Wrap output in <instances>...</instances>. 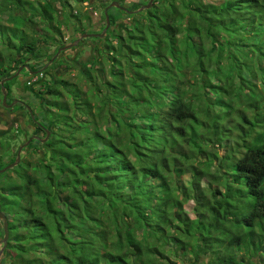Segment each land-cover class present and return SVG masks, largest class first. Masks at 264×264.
I'll return each instance as SVG.
<instances>
[{
  "label": "trees",
  "instance_id": "16d2710c",
  "mask_svg": "<svg viewBox=\"0 0 264 264\" xmlns=\"http://www.w3.org/2000/svg\"><path fill=\"white\" fill-rule=\"evenodd\" d=\"M12 1L0 0V81L21 67L35 71L34 64L26 63L29 60L42 56L56 60V54H46L40 47L43 41L31 38L27 31L29 24H43L44 33L54 31L52 3ZM111 8L104 11L105 18ZM143 8L138 33L116 34L122 52L116 46L106 47L111 55L117 51L123 57H111L109 72L102 69L107 76L99 79L103 75L94 66L96 62L83 66L82 74L91 88L86 98H81L79 89L65 91L70 96L67 99L60 91L65 86H47L54 98L47 101L51 122L59 125L56 132L46 128L43 132L57 136L52 156L43 165L47 180L33 177L20 163L23 171L17 176L21 175V182L0 184V210L9 224L4 250L9 264H177L162 251L167 240L196 260L219 250L207 264H247L249 258L239 257L237 250L264 251V97L261 89L244 96L243 100L257 108L255 116L241 109V93L251 88L244 81L253 80L242 71L235 75L223 63L227 57L239 58V50L250 58L264 53V0L215 4L169 0L161 9L156 5ZM6 11H14L26 24L15 17L16 24H6ZM182 33L186 37L183 46L178 39ZM247 37L255 43L248 45ZM106 49L100 54L108 55ZM146 52H155L151 53L153 61L135 60ZM166 56L170 65L165 64ZM184 56L191 57L189 67L201 76V92L194 94L196 106L189 104L193 97L182 88ZM124 58L129 60L125 77ZM254 62L255 68L260 66V60ZM246 64L250 63L243 62L245 69L252 71ZM223 70L225 78L219 84ZM154 73L158 77H151ZM15 78L4 84L8 94ZM231 87L236 88L232 96ZM214 94H221L222 99ZM90 97L97 102L107 100L108 112L120 121V127L107 132L97 124L94 128L75 124L68 117L74 107L97 118L102 110L95 112L87 106ZM222 101L228 103L227 112ZM76 131L87 135L75 141ZM62 132L69 136H61ZM228 142L244 150L232 158L231 179L211 170L215 155L210 147ZM9 146L0 139L2 150L9 152ZM203 154L210 159L196 167ZM3 158L0 154V168L16 155L9 162ZM184 176L189 177L187 181ZM221 184L225 191L219 188ZM66 191L63 199L61 194ZM191 196L197 200L191 209L194 218L182 202V197ZM61 202L74 209L54 206ZM100 219L103 231L93 232L91 226Z\"/></svg>",
  "mask_w": 264,
  "mask_h": 264
},
{
  "label": "rangeland",
  "instance_id": "374dc122",
  "mask_svg": "<svg viewBox=\"0 0 264 264\" xmlns=\"http://www.w3.org/2000/svg\"><path fill=\"white\" fill-rule=\"evenodd\" d=\"M27 1L33 2L34 4L37 2H50L54 7L52 11L53 18L51 19V27H55L54 31L49 30V32L44 33L42 31V27L44 26L43 24L34 26L29 24V26H26L31 28V30H27L30 37H38V39L42 40L43 43H40V47L46 54H56L54 57V60H56L54 63L53 61H49L47 56H42L38 61L29 60L26 62L34 64L36 69L35 71L30 72L27 68L24 70V67H21L19 69L13 70V72L10 73L12 74L11 76H13L19 71L17 78L11 82V90L9 94L7 93L8 97L5 105L7 106L8 104H15L14 108L9 110L11 112V117L6 118V121L10 120L13 124L11 123L10 128H6L5 123L0 124V133L2 134L0 139L10 144L9 152L0 150V154L3 155L4 162H9V160L17 154L19 147L28 140L30 135L33 136L35 133L40 134L42 139L37 138L32 140L29 143V146L21 152L20 163L21 166H24L33 177H37L42 179V181H46L48 173L44 169L43 165L47 164V158L50 159L52 156L53 144L57 142V136L51 135V137L47 139V136H44V133L37 132L38 130H36V123L41 124V126L47 130L55 129V132L58 131L57 126L59 128L58 124L55 125L51 122L52 114L49 112L50 107L47 105V101L54 98L48 94L47 86L61 84L62 88L65 86V89L59 88L60 91L63 92L79 89L81 98H86L87 96L85 93H87V91L91 88L82 74L84 71L83 66L85 64L88 66L94 65L96 62V65L94 66H96L98 69V73L103 75L100 76L99 79L107 76L102 72V69L107 73L109 72V69L112 66L111 57L113 55H117L123 60V57L120 56L121 53H116L117 51L122 52L118 43L119 39H117L116 34L129 37L132 30H134L135 33H138V30L142 28L141 22L143 21L142 18L145 15L143 5H147L150 0H68L66 3L63 2L66 0ZM114 1H118L121 8L116 6L115 8H111ZM168 1L169 0H154L151 6L156 5L161 9ZM176 1L179 3L181 0ZM10 2L11 4L13 3L12 0H10ZM194 2L215 4L222 2V0H194ZM31 5L32 4L29 5V8ZM77 7L80 8V11L77 9ZM110 8L111 13L108 14L110 24L107 27V17L105 18L104 11L106 12ZM20 11L23 13L22 10ZM15 14L16 13H14V11H6L4 13V22L8 25H14L16 24V21H14L12 18L15 17L18 18L19 23L26 24L24 20ZM26 26L23 27L26 28ZM85 33H97L99 35L82 37ZM102 33L103 35H101ZM106 34H108L107 37ZM178 39L182 46L185 45L186 37L184 33L178 35ZM245 41L248 45L255 43L250 37L245 38ZM108 45L111 47L116 46L117 51L114 52L113 55L109 53L108 48L106 49ZM104 49H106V51L109 53L108 55L103 53L100 54V52H102ZM151 53L146 52L143 55L144 57L135 58V60L137 62L141 60L153 61L152 55H154L155 52H153L152 55ZM166 53H168V51H166ZM237 53L239 58L236 59L235 57H227L223 63L226 66V69L234 70L235 75H237L238 71H242L244 76L253 80V82L244 81L246 82L245 86H250L251 88L249 90H245L244 93L240 92L242 95L240 97L242 101L239 105L241 109H245L247 113L253 117L257 113V108H254L253 105L250 104L251 102L245 101L243 99L244 96L248 97L252 93L258 92L260 89V95L264 97V57H262L264 53H261V56L255 54L252 58L248 57L247 53L243 50H239ZM188 54L190 55L191 52L189 51ZM190 59L191 57H183V71L186 75V81L182 85V88L188 89L190 93L189 96L193 97L189 104L196 106L197 99L194 98V94L201 92V89L198 87L201 76L197 75L196 72H194L189 67ZM254 60H260V66L255 68ZM128 61L129 60L127 58H124V62L122 61V68L124 69V73H126V75L124 74V77L129 75ZM243 62L250 63L246 65L248 69L250 68L252 71L245 69L246 66L243 65ZM168 63L170 65L172 62L166 56L165 64ZM231 65L233 66L232 68H230ZM225 74L226 72L223 70L221 75H218L219 77L217 78V82L219 84L221 83V80L225 78ZM156 76L158 77L157 73L151 75V77L154 78ZM65 81H67L68 84L65 85ZM235 91L236 88L231 87L229 92L230 95L232 96L234 93H236ZM214 96L222 99L221 94L220 97L218 94H214L213 97ZM3 97L4 93L3 91H0V109L2 108V110H7V107L5 108V106H2ZM65 97L70 99V96L66 92ZM55 99L60 98L55 97ZM22 103L27 105L28 110L26 109L25 105H22ZM223 103V107L225 110L227 109L224 111L227 112L230 110L228 103ZM86 104L88 107L95 109L93 111L98 112L102 110V112L98 114L97 118L94 119L93 116L83 115L79 108L72 107V109L68 112V117L72 116L75 124L81 122L82 124L85 123L91 128H94L97 124L99 128L108 129L106 130L107 132L110 130H116V125H120V121L118 122V119L113 116L114 114H109L107 100H105V102L98 100L97 102L96 98L90 97ZM229 105L231 106L232 104L229 103ZM202 107H204V103ZM261 107L262 110H264V101H262ZM30 109L32 113L29 114L28 111L30 112ZM53 117L55 119L57 118L56 116ZM19 124L22 126L21 128L18 127ZM257 129H259V126ZM82 131H76L75 141L81 140L87 135V133H80ZM61 136L68 137L69 133L62 132ZM210 148L215 155L211 165L212 172L217 170L221 173V175H225L226 179H231L232 172L230 169L232 168V158L242 155L244 150L239 145L231 142H228L226 145L222 146H211ZM5 153L8 154L5 155ZM200 158V161L195 162L196 167L204 166L205 162L210 159V157L206 156L205 154H203V156ZM19 164L14 166L16 167L15 170L9 172L6 171L0 174L1 186H9L11 184H18L21 182L19 179L21 175L18 174L17 176V173L23 171L20 169ZM51 170L52 169L49 171ZM182 178L187 181L189 177L184 176ZM213 188L217 189L218 187L214 186ZM219 188L222 189V191H225V187L222 184L219 186ZM66 194H68V191L61 194V196L63 195V199H65ZM182 202L184 208L188 210L190 216L194 218L196 214L191 211V209L196 205L197 200L194 198V196H191L190 199L182 197ZM54 206L61 207L63 209H74L69 204L66 205L62 202L54 204ZM101 217H104V211L101 212ZM101 220L102 219L96 223V226H91V230L93 232L103 231V229H101ZM3 230V220L0 218V248L4 247L3 238L5 234ZM162 251L170 257L172 263L177 264L182 262L185 264H207L208 261L215 258L216 253L220 252L219 250H217V252L212 251L208 254L200 256V258L196 260L193 255H188L180 251L178 245L173 244V242L170 240H167L166 243L162 244ZM237 255L243 258H249V262L247 264H264V251H260L257 254L255 250L245 251V249L242 248L237 250ZM2 258L4 259V264H9V254L7 251H3Z\"/></svg>",
  "mask_w": 264,
  "mask_h": 264
},
{
  "label": "water",
  "instance_id": "95a60500",
  "mask_svg": "<svg viewBox=\"0 0 264 264\" xmlns=\"http://www.w3.org/2000/svg\"><path fill=\"white\" fill-rule=\"evenodd\" d=\"M154 0H150V2L146 5L147 8L151 7V4ZM112 6H117V7H120V4L118 1H115L112 3ZM110 24V21H109V16L107 15V27L109 26ZM96 35H99L97 33H85L82 37H88V36H96ZM103 35V33L101 34ZM19 75V71L13 75V76H9V77H6L4 78L3 80H1V84H2V91L4 93V97H3V105H6V102H7V91H6V87H5V82L8 81V80H11L13 79L14 77L18 76ZM31 111V109H30ZM32 113V112H31ZM48 136H49V131H48ZM21 160V155L19 154L18 155V158L15 162L9 164L8 166H6L5 168L3 169H0V174L5 172L6 170L16 166ZM0 218L3 220L4 222V232H5V235H4V238H3V244H4V247L3 248H0V264H2V253L4 251V248L6 247L7 245V242H8V238H9V224H8V219L6 217V215L0 210Z\"/></svg>",
  "mask_w": 264,
  "mask_h": 264
},
{
  "label": "flooded vegetation",
  "instance_id": "af4514ba",
  "mask_svg": "<svg viewBox=\"0 0 264 264\" xmlns=\"http://www.w3.org/2000/svg\"><path fill=\"white\" fill-rule=\"evenodd\" d=\"M107 12V11H106ZM12 80V79H11ZM7 97H8V95H7ZM1 105V104H0ZM22 105H25V107H26V109L28 110V108H27V105L25 104V103H22ZM2 106H5V105H3V101H2ZM14 106H15V104H8L7 106H5V108L7 107V110H2V108L0 109V124H2V123H5V125H6V128H10L11 127V121L9 120V121H6V118H10L11 117V112L9 111V110H11V109H13L14 108ZM4 108V109H5ZM32 111H28V113L30 114ZM6 121V122H5ZM13 124V123H12ZM18 127L19 128H21L22 126H20V124L18 125ZM36 130H38L37 132H40V133H43L44 131H45V129L40 125V124H38V123H36ZM46 132V131H45ZM0 136H2V134L0 133ZM42 139L41 138V135L40 134H37V133H35V134H33V136H31L30 135V137L28 138V140L27 141H25L20 147H19V150L17 151V154H16V159L13 161V162H15L16 160H17V158H18V155L20 154L21 155V152L26 148V147H28L29 146V143L32 141V140H35V139ZM47 139L49 138V136L47 135V137H46ZM2 148L3 147H0V149L2 150ZM9 148H10V146H9ZM1 160V159H0ZM13 162H11V163H13ZM21 162V161H20ZM19 162V163H20ZM10 163V164H11ZM18 163V164H19ZM9 164H7V165H5L4 167H1L0 169H3V168H5L6 166H8ZM9 170V169H8ZM7 171V170H6ZM4 173V172H3Z\"/></svg>",
  "mask_w": 264,
  "mask_h": 264
}]
</instances>
